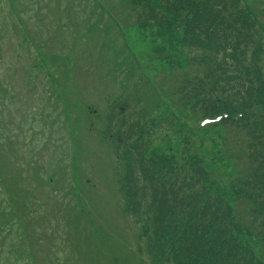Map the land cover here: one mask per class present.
<instances>
[{
	"label": "rangeland",
	"instance_id": "1",
	"mask_svg": "<svg viewBox=\"0 0 264 264\" xmlns=\"http://www.w3.org/2000/svg\"><path fill=\"white\" fill-rule=\"evenodd\" d=\"M251 2L264 27V0ZM140 13L131 0H0V178L17 180L28 192L5 190L0 181V196L26 198L27 224L13 230L29 232L37 264H153L141 225L124 212L116 132L145 109L151 148L167 153L179 139L180 122L201 126L189 112L183 117L179 93L208 66L200 63L207 50L192 45L182 55L199 61L188 69L168 67L155 53V46L167 47V35L139 26ZM183 37L181 29L174 34L176 47ZM130 52L136 57L126 65ZM139 95L150 102L141 97L138 103ZM152 97L161 104L154 111ZM126 101L115 139L105 137L108 116ZM207 136L213 157L219 148L223 157L247 150L245 129L227 128L224 140ZM196 141L200 148L204 140Z\"/></svg>",
	"mask_w": 264,
	"mask_h": 264
},
{
	"label": "trees",
	"instance_id": "2",
	"mask_svg": "<svg viewBox=\"0 0 264 264\" xmlns=\"http://www.w3.org/2000/svg\"><path fill=\"white\" fill-rule=\"evenodd\" d=\"M131 1L135 9H141L139 26L157 28L168 36L167 47L155 46V53L172 70L188 69L187 64L191 68L199 61L183 57L187 46L207 50L200 59L208 66L204 79H188L181 87L180 112L185 119L189 112L196 121L221 118L210 131L200 132L189 126L193 119L180 122L179 139L167 153L151 148L146 118L150 112L145 109L133 125L116 132L124 137V144L115 142L126 171L117 182L141 225L140 239L146 240L157 264H264V27L260 12L253 9L251 0ZM180 28L186 35L176 47L171 34ZM150 91L146 89L147 96ZM146 95L137 96L138 103L142 104L141 97L150 102ZM153 97L148 105L152 111L161 107ZM116 106L104 134L113 139L119 116ZM119 106L129 109L130 103ZM233 127L247 130V150L240 155L228 150L223 157L219 148L213 157L205 143L207 132L224 140L227 128ZM199 137L204 140L200 148ZM223 146L228 149L226 143ZM0 181L6 190L14 187L19 193L27 192L19 189L17 180ZM1 196L0 264H35L28 250L29 232L22 227L13 230L14 225L27 224L26 198Z\"/></svg>",
	"mask_w": 264,
	"mask_h": 264
},
{
	"label": "water",
	"instance_id": "3",
	"mask_svg": "<svg viewBox=\"0 0 264 264\" xmlns=\"http://www.w3.org/2000/svg\"><path fill=\"white\" fill-rule=\"evenodd\" d=\"M121 112L124 113V109H122ZM119 141L120 142H123V139L122 138H119Z\"/></svg>",
	"mask_w": 264,
	"mask_h": 264
}]
</instances>
